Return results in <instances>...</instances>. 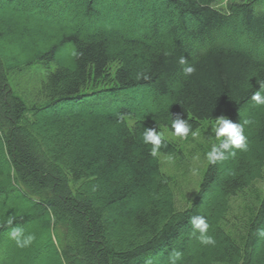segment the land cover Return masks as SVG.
Returning a JSON list of instances; mask_svg holds the SVG:
<instances>
[{
    "label": "trees",
    "instance_id": "16d2710c",
    "mask_svg": "<svg viewBox=\"0 0 264 264\" xmlns=\"http://www.w3.org/2000/svg\"><path fill=\"white\" fill-rule=\"evenodd\" d=\"M217 1L0 0V264H264V0ZM171 114L192 131L251 121L247 151L208 164L185 209L142 141ZM16 227L37 241L17 247Z\"/></svg>",
    "mask_w": 264,
    "mask_h": 264
},
{
    "label": "clouds",
    "instance_id": "9594fccd",
    "mask_svg": "<svg viewBox=\"0 0 264 264\" xmlns=\"http://www.w3.org/2000/svg\"><path fill=\"white\" fill-rule=\"evenodd\" d=\"M179 63L183 66L182 72L186 77L192 75L196 71L195 67L189 64L184 57L179 59ZM257 83L259 84V90L254 91L250 99L255 105L264 106V80L257 81ZM250 123L251 121L247 119L240 123H233L224 115L215 118L212 122V132L214 133L215 139L211 142L210 150L206 152V160L208 164L214 165L217 162L225 161L230 157H235L237 150L247 151L248 141L244 134V127ZM169 128L171 129V132H169ZM190 133L192 137L198 135L196 131H192V125L187 119H181L179 115L174 119L171 114V120L163 130H158V126L144 128L142 141L145 145L151 146L150 155L155 157L159 154L162 147H167L166 140L168 137L186 140ZM221 149H231V151L226 156L225 152L221 151ZM14 219V215L8 216L6 220L7 226L12 225ZM190 223L192 226V234L196 236L202 245L207 246L215 244V239L208 235L210 225L204 216L193 215L190 219ZM8 235L10 239L15 241L19 248L29 247L35 240L34 235H25L24 228L20 227L11 228ZM181 256L182 253L178 251L170 253L168 256V264H177L181 259Z\"/></svg>",
    "mask_w": 264,
    "mask_h": 264
},
{
    "label": "rangeland",
    "instance_id": "374dc122",
    "mask_svg": "<svg viewBox=\"0 0 264 264\" xmlns=\"http://www.w3.org/2000/svg\"><path fill=\"white\" fill-rule=\"evenodd\" d=\"M245 1L247 0H218L213 4V7L218 11H225L231 4ZM147 4H150V1H147ZM26 10L28 12L33 11L28 5L26 6ZM115 12L114 20L125 15L121 10L116 11L115 9ZM95 26H101L100 22L96 21ZM69 52V57H71L70 55L72 52L70 50ZM35 66L36 65L32 66L25 72L26 74L27 71H29L30 73H33V75L25 76L24 78L28 82L34 84L35 78L37 80L42 78V74H40L42 73L41 68L34 69ZM23 83H25V81ZM17 92L14 91V94L17 95ZM129 124L131 125L132 122ZM158 130H163V128H159ZM196 132L198 133L196 137H192L190 134L186 140L168 137L166 142L171 144L176 152L170 155H157L161 172L172 180L171 185L174 190L175 200L178 207L181 209L189 207L198 191L199 183L208 165L206 152L210 150L211 142L215 139L214 133L212 132V122L202 123ZM256 187L264 192V180L257 182ZM192 237L194 238L196 236L192 234ZM36 241L37 236H35V242ZM257 246L263 247L264 241L260 240Z\"/></svg>",
    "mask_w": 264,
    "mask_h": 264
}]
</instances>
